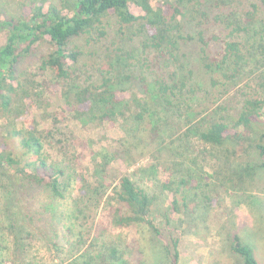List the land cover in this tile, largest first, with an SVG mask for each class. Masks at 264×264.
<instances>
[{
  "label": "trees",
  "instance_id": "trees-1",
  "mask_svg": "<svg viewBox=\"0 0 264 264\" xmlns=\"http://www.w3.org/2000/svg\"><path fill=\"white\" fill-rule=\"evenodd\" d=\"M15 4L14 13L0 8V31L5 32L0 46V178L11 170L19 182L42 186L48 201L44 209L54 224L52 239L84 248L85 241L76 234L84 230L82 224L73 229L76 220L57 213L52 205L70 197L78 176L69 159L51 151L61 122H72L68 128L72 144L89 141L90 176L82 185L81 198L99 199L107 185L115 184L107 217L127 232L132 252L113 247L94 256L88 253L90 247L105 245L95 240L62 264L111 259L117 264H153V253L145 252L141 243L147 241L148 232L149 238L162 241L165 263L179 264V238L164 239L155 221L161 213L155 209L156 196L135 179L143 169H126L154 146L158 152H170L174 164L189 163L185 174H174L168 162L160 163L164 172L171 171L160 191L171 195L169 209L186 217L189 211L198 215L209 210L212 202L203 193L207 183L199 172L200 156L203 162H215L213 177L225 184L233 179L230 173L216 171V158L223 157L216 154L220 149L230 153L224 155L228 165L231 157L253 149L258 160L253 167L264 168V83L239 84L240 78L253 74L245 73L251 63L264 67V0H17ZM131 5L140 14H134ZM29 58L32 64L27 70L22 65ZM27 80L35 93L24 89ZM25 97L35 105L28 125L19 119ZM260 121L263 129L255 139ZM106 122L118 123L123 133L107 143L88 138L86 128L95 132ZM5 141H13L22 154L15 155ZM195 171L200 175L192 176ZM234 175L245 180L237 172ZM59 229L61 235L56 233ZM250 243L235 232L229 248L243 264H258Z\"/></svg>",
  "mask_w": 264,
  "mask_h": 264
},
{
  "label": "rangeland",
  "instance_id": "rangeland-1",
  "mask_svg": "<svg viewBox=\"0 0 264 264\" xmlns=\"http://www.w3.org/2000/svg\"><path fill=\"white\" fill-rule=\"evenodd\" d=\"M16 1L0 0V8L2 11L14 13L16 12ZM130 10L136 15L140 14V10L133 5H131ZM4 40L5 32L0 31V46ZM31 64L32 60L29 58L23 62L22 66L28 70L31 69ZM249 71H253V74H248L246 79L244 76L240 78L239 84L244 82L251 85L264 83V67L259 62H253L246 67L245 73ZM26 85L25 90L36 92L30 80L26 81ZM22 94L20 95L22 96ZM21 105L19 119L28 125L32 121L35 105L30 97L22 99ZM58 118L61 117L58 116ZM72 124L66 120L61 122V134L60 136L55 135L54 141L51 143L53 146L51 151L53 155L66 160L69 159L78 176L72 185L70 197L62 201L57 200L52 205L56 208L57 213L60 214L62 211L66 217L70 215L71 219L76 220V227L73 229L77 230V226L82 224L84 230L78 229L76 234L79 233L82 241H85L84 248L81 249L73 243L66 245L61 238L52 239L54 224L44 209L45 204L48 203L47 191L42 186L29 185L26 180L19 182L12 175L13 172L7 170L8 173L6 172L5 177L0 178V264H62V261L65 262L70 257L80 255L89 242L95 240L99 244L105 243V245H103L104 248L94 249L90 247L88 253L94 254V256L99 251H103L104 254L107 248L113 247L120 251L132 252L127 247V232L113 226L107 217L109 208L107 201L112 195L115 184L107 185L102 197L97 194L99 199L94 196H90L89 201L86 200L87 197L81 198V195L84 194L82 185L89 180L90 176L89 141L82 140L76 143V140L72 144L73 137L68 133V128L70 129ZM262 129L263 123L261 121L256 123L252 137L256 139ZM85 130V133L89 135L88 138L98 143H100L99 141L107 143L123 133L122 126L114 122L104 123L95 132L93 128H86ZM54 142L55 145H53ZM4 143L15 155L20 156L22 154L18 146L12 144L13 141H5ZM195 144L198 146L197 142ZM220 153L223 154V157L224 155L231 156L230 153H226L222 149L216 152V154ZM170 155V152L156 151L154 146L153 151L140 157L136 164L126 171L131 172L136 168L143 169L144 172L140 171L136 174L135 179L139 181L138 184L144 185L148 191L156 196L155 209H160L161 213L158 217L161 218L155 215V221L164 239L169 240L172 236L179 238V264H243L241 259L233 254L229 248L230 237L235 232L242 240L253 244L250 243L252 246L249 245L253 249L255 259L258 264H264V168L255 169L253 167L258 161L255 151L249 149L239 157L237 156L238 158L231 157L229 165L226 157H224V164H222L223 157H215L218 161L216 171L218 173L225 172L226 175L230 173L233 183L227 182V184L231 185V189L236 188L237 191L229 190V185L214 179L213 163L215 162L213 160H211L212 162H203L202 156H200L199 172L203 173L204 182L207 183L203 193L212 199V202L209 210H200L198 215L194 210H188L186 217L175 215L169 209L171 195L160 191V184L170 177L169 172L172 171L174 174L183 172L185 174V168L190 166L189 163L182 165L172 163L173 160ZM190 157H193L192 154ZM165 162H168L171 171L164 172L163 164ZM121 170L124 171L125 169L121 168ZM236 172L238 176H244L245 180L238 181L234 175ZM194 175L198 176L200 173L195 171L192 176ZM209 175H212L213 179H210ZM252 176L254 177L252 178ZM140 177L142 178L141 183ZM76 190L80 193L75 194ZM94 194L96 195L95 192ZM257 200L262 201V205H259ZM201 201L206 205L204 200ZM79 209H83V212L79 213ZM59 230L56 233L61 235V229ZM144 238L147 241L142 240L141 243L145 244V252L149 255V251L153 253L152 257L150 256L151 263L166 264L161 249L162 241L157 238H149V232L145 234ZM53 242L56 243L55 246L51 244ZM96 264L117 263L111 259L109 262L97 261Z\"/></svg>",
  "mask_w": 264,
  "mask_h": 264
}]
</instances>
